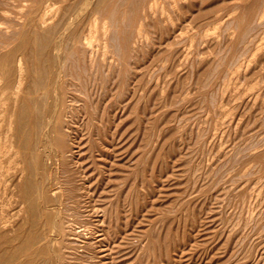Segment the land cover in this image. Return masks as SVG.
I'll return each mask as SVG.
<instances>
[{
  "label": "rangeland",
  "instance_id": "rangeland-1",
  "mask_svg": "<svg viewBox=\"0 0 264 264\" xmlns=\"http://www.w3.org/2000/svg\"><path fill=\"white\" fill-rule=\"evenodd\" d=\"M43 1L19 0V5L27 11V22L15 20L20 21L17 34L5 30L6 25L1 26L0 43L4 49L0 51V73L4 72V76L0 86L7 88L6 93L13 87V63L17 56L25 54L29 64L42 58L35 53L31 32ZM140 1L125 0L122 5L120 0H112L99 14L110 18L116 4L122 6L113 18L114 22L120 20L118 42L115 40L113 44L114 58L103 55L100 45L98 50L93 48L94 55L91 53L95 61L101 60L106 65L111 62L120 70L117 76L115 72L119 71L113 68L112 80L106 76L111 80L109 84L103 70L96 78L90 76L89 82V76L83 73L82 51L68 52L67 71L83 76L91 96L86 112L83 111L76 125L82 142L78 158L83 153L85 174L94 177V203L103 222L99 224L103 230L99 248L84 245L83 251L89 248L91 255L86 251L87 254L81 253L75 256L77 260L71 261L77 264H264V0H171L177 8L170 1L159 0L157 7L162 8L157 12L164 14L157 15L155 8L149 20H140L143 6H139L144 3L150 6V0ZM70 3L74 7L82 5L81 0ZM165 3L166 10L162 6ZM178 3L182 4L181 10ZM172 8L176 14L171 12ZM123 9L130 13L128 17L133 13L130 20L127 15L123 17ZM259 11L261 17L254 22L260 16ZM94 13L89 7L76 21L70 38L90 27L98 17ZM235 14L240 16L239 20L228 27ZM163 16L167 20H162ZM53 19L56 22L57 16ZM143 21L144 34L138 36L136 32ZM170 30L177 32L170 34ZM129 37L134 39L129 41ZM132 45L134 49L140 46L138 54L133 49L135 57ZM118 51L120 59L115 57ZM136 88L140 90L139 98ZM134 97L139 99L138 103ZM3 101H0V141L12 109L19 107L13 101ZM122 102L127 104L123 103L125 109ZM3 103H7L6 108ZM124 112L126 115L122 116ZM61 118V126L70 120ZM90 119H94L92 124ZM63 131H59L54 144H59ZM19 170L4 175V180H10L6 184L11 192L20 190L26 180V172L23 177ZM71 179L76 180L74 185L78 184L77 179ZM15 180L21 181L20 186ZM14 199L10 198V207L14 205L9 210L7 206V212L22 200L21 196ZM56 208L63 211L62 205ZM15 211L18 210L10 214ZM28 219L23 213L19 220H13L28 232L33 229ZM13 229L8 232L14 234L7 232L10 238L18 234L17 228ZM5 247L1 244L0 251ZM59 262L55 260L53 264H62Z\"/></svg>",
  "mask_w": 264,
  "mask_h": 264
},
{
  "label": "bare ground",
  "instance_id": "bare-ground-1",
  "mask_svg": "<svg viewBox=\"0 0 264 264\" xmlns=\"http://www.w3.org/2000/svg\"><path fill=\"white\" fill-rule=\"evenodd\" d=\"M48 1L49 0H46V1L44 0L43 3L41 4V7L39 6L40 10H37V13H38L37 18H36L37 21L34 24H32L33 30L31 32V34L33 33L32 41L35 45V49H34L35 53L36 55L38 53V56L41 55L42 58L39 57L38 60L31 61L29 64L27 61L28 57L26 58L25 54L17 56L13 63L15 79H14L12 90L10 91V93H6L7 88L5 89L3 86H0V101H3V100L13 101V103L16 106L19 105L18 108L15 107L17 108L16 110L12 109V112L10 113V116H9V121L7 123L6 132L3 135L2 140L0 141V194L2 195V197L0 195V198L2 199L0 201L1 203L0 204V242H1L0 247H1V244L2 246H6L4 248L5 251L4 250L0 251V264H53L55 260H57L58 262L59 261L62 262V264H77V263L72 262L71 260H74V259L77 260L76 258L78 257L75 258V256H78L81 253L87 254L88 252L87 250L89 248L84 249L87 251V252L86 251L84 252L83 251L84 245H86V247L89 245L90 247L97 246V249H98L100 246L99 244L102 243L100 237L102 235L101 232H103V230L101 229V226L99 224L103 222L99 216V210L94 203V193L96 190L94 189L96 186L95 187L92 186L94 177H92L91 174L90 176H87L85 174V166L83 165V162H82L83 153L80 159L78 158L80 154V150L78 149H79V146L82 147V142L79 140L77 136L80 133V131L78 130V127L76 125L79 123L78 121L79 118L81 120V116L83 115L82 113L83 111H85V108H87L86 105L88 103V100H90L91 96H89V89L87 88L85 83H83V80H84L83 76L82 75L74 76L71 73L69 74V71H67L66 69L67 68L66 65L68 64V62H70L68 61L69 55H70V53L68 52L70 51L72 54V50L74 51L75 49H80L82 51V55H83L82 57L84 58L83 64L85 63L86 65V66L84 65L85 71H83V73L85 72V76H89L88 81L90 82V76H94L96 78L97 74H99V71L103 70L104 73L106 72L104 74L105 81H107L106 83L109 84V81L112 80L110 76L114 75L113 68L117 69L118 67L117 68L113 67L111 62L108 63V65H106L105 63H101L103 62L101 60H100V63L95 61L94 58L91 56L92 55L91 53H93L94 55L95 52H92L93 48L95 50V47H97V50H98V46L100 45L102 48L101 52H103L102 53L103 55H108V56L110 55L109 57L110 59L114 58V50L116 49V47L113 44L115 43V40H116V35L118 33L117 28L119 27L118 21L120 20L114 22L113 18L116 17V12L121 4L119 6L118 4H116L114 10L112 11L110 18L109 17L103 18L102 16L100 17L99 14L101 11H103V8L106 7V5L110 4L112 0H81L82 5L80 7H77V6L74 7V5L70 3V0H51V3L49 2L50 4L46 5ZM166 1L171 2V0H166ZM176 1L178 0H175V2ZM120 2L123 5L125 0H120ZM141 2H143V0H141L140 3ZM149 2H150V6L148 4L144 5L145 4L144 2H143L144 4L139 6V7L143 6L142 7L143 14L140 20H149L150 14L153 13L152 15H154L153 10H155L156 8V12L158 11L159 6L157 7V4L159 0H150ZM190 2L187 1V3H190ZM179 4L180 3H178V6ZM130 5L129 7H127L128 10H130L129 9ZM164 5H166V3L162 5L163 9L166 10L164 8ZM171 5L173 6V3ZM25 6L27 5L25 4ZM168 6L171 7L170 4ZM176 6L174 4L173 7H176ZM181 6L182 4H180L179 8ZM89 7L92 8L96 12L94 14H98V17H95L93 19L95 21L90 25L88 29L84 28L85 32H82V33L79 32L80 35L70 38L71 34L72 36L74 35V33L72 32L75 27L76 21L79 20L80 17L86 13ZM120 8H122V6H120ZM179 8L178 10H181V8L180 9ZM185 8L187 7L185 6ZM135 9L138 11V6ZM132 10L133 8L129 12H132ZM124 11L125 12L123 13L124 14L123 17H126V15L128 17L130 13L126 11V9ZM171 12L173 14H176L174 9ZM162 13L163 12H159V13L157 12L156 14L157 15L160 14L161 16ZM90 14L91 13H89L88 15L89 17H90ZM131 14L133 15V13ZM55 15L57 16L56 22L53 19L54 17L56 18ZM263 15L264 14H262V16ZM131 16H129L130 18L128 17L129 20L132 18ZM26 17H27V11L24 9V7H21V5H19V0H0V31H2L1 29L3 28V27L1 28V26L4 25V28H5V25H6L7 28H5V30H8V31L10 30L11 33L17 34V29H18V26L20 25L19 24L20 21L16 22L15 20H26L27 22ZM152 17L154 18V16ZM239 17L240 16H236V14L233 15L231 17L232 21L229 22L228 20L229 22L228 27L229 26L232 27L234 21L239 20L238 19ZM260 17H261V13H260V16L258 15V18L257 17L254 18L255 19L254 22L260 19ZM33 18L32 20H34ZM164 18H166V16L165 17L163 16L162 20H165ZM50 20H52L51 23H49ZM157 20H160V19H157ZM143 23L144 21L142 22V24L139 23L141 24V27ZM139 24L138 26H140ZM129 25H130V21H129ZM235 25H237V23ZM253 25H256V24L254 23ZM147 26H149V24ZM123 27L124 25L121 27L122 31H123ZM141 27L136 32L138 33V36L140 34L142 35L144 34L143 33L144 31L142 32L143 27L142 28ZM254 27L255 26H252L253 30L255 29ZM126 28L128 32L129 28L128 27ZM237 28H238V25H237ZM84 29L81 28V30H84ZM127 32L125 33V35L127 34ZM173 32L175 31L173 30ZM173 32L171 33V30H170L169 33L173 34ZM169 33H166V34H169ZM132 37L133 35H131V38ZM125 38L127 39L126 36ZM133 39L130 40V37H129V41H132ZM117 40L116 42H118ZM161 43L163 44V42ZM7 44L10 45V43H7ZM3 45L4 44L0 43V51L1 49L2 50L4 49ZM137 48H140V46L135 47V49L133 48V45L131 47V49L136 50L138 54L139 52ZM119 52L120 51L115 53L116 59H120L119 57L120 55L117 57V54ZM134 53L136 52L135 51L133 52V57H135ZM143 53L146 54V52H143ZM138 56L140 57V55ZM123 57H124V54H123ZM96 58L97 57H95V59ZM122 61H119V63L120 62L122 63ZM236 61L238 60L236 59ZM127 68L128 66L126 67V69ZM78 70H74V72L75 71L81 72ZM128 70H131V69L128 68ZM118 71L119 72H115L117 73L115 74L117 76L120 73V70ZM171 72H174V71H171ZM3 73L4 72L0 73V81L1 79H3V76H4ZM10 74L11 72H7V75H10ZM126 75L128 76V78L130 77L128 74ZM101 76H100V79H101ZM106 76L107 78H110L111 80L110 79L107 80ZM159 77L161 78V76ZM91 78L92 80H94L93 77ZM134 79L135 78H133V80ZM129 81L132 84L131 82L132 80H129ZM1 82H3V80ZM148 82L150 83V81ZM93 83L95 86L96 84L95 81ZM101 83H104V81ZM130 83H127L128 84L127 86H129ZM108 84L106 87H108ZM102 87L104 90L105 86L102 85ZM96 89L97 87L95 88V91ZM133 90L134 89H132V91ZM166 90H165V93H166ZM105 91L107 92V90ZM137 91L138 90L136 88V96L138 95V92L140 90L138 92ZM122 92L123 94L125 93L124 90ZM129 92L131 93V90ZM91 93H92V90L90 92V95ZM132 96H135V94L133 95V92H132ZM93 97L94 96H92L91 101L93 100ZM129 97L130 96L126 98L127 99L131 98L130 101H132L133 98L132 97L129 98ZM136 98H135V101H137L138 103L139 99L137 98L136 100ZM94 100L96 101L95 98ZM124 100H125V97H124ZM91 103L89 105L90 108H91ZM123 103L124 102H122L121 107L124 106ZM126 105L124 106V109ZM1 106L2 104L0 105V108ZM6 106H7V103L5 105V108ZM92 106L94 107V104ZM131 107H132V104H131ZM2 109L4 110V108ZM116 109L119 110V108H116ZM95 110L96 112L98 111L97 109ZM113 112L115 113V111ZM121 114L122 116L126 115L125 112ZM63 116L65 118L70 119L66 122L65 126H61V119H62L61 117ZM3 117L5 118V115H3ZM83 117H85V115ZM87 117L88 116H86V118ZM0 119L2 120V117ZM92 120L94 119H90V123ZM85 122L86 120L84 121V123ZM2 123H4V121ZM2 126L3 125H1V127ZM88 126L89 124L87 125V127ZM60 130L61 131L64 130L63 136L61 137L59 144L56 145L54 144V140H56V136L58 135ZM89 131L90 130H88V132ZM5 156L8 157L7 161H4ZM69 166L72 167L70 170H69ZM64 167H67V168H64ZM13 170L14 172L15 170L16 172H18L19 170L20 173H22L21 175L23 177H25L24 174L26 172V180L23 184V187H21L20 190L15 189L21 195L16 194L17 192L15 193V191L11 192L13 190L9 188V185L6 184V182L7 181L9 182L10 180L5 179L6 180L5 181L3 179L5 173L7 174V172H10ZM72 170H73V175L71 177L70 172ZM52 174L54 175L53 178H52ZM64 174H66V176H64ZM22 176H20V179L22 178ZM10 178L12 181L11 176ZM17 178L19 179V175ZM71 178L77 179L78 184L74 185L73 183L74 179L72 180ZM16 181L17 180H15L14 182L16 183ZM19 182L17 185H19ZM16 187L17 186H15V188ZM93 189H94V192H92ZM16 196H18L19 198L21 196L22 200L21 202H19V204L16 201V204L18 205L14 209H12L13 211L14 210H18V211H15L13 214H10L12 210L10 212H7L5 208H7L8 206V210H9L10 203H11L10 198L17 199L18 197ZM14 200H12V204L14 203ZM58 205H62L63 207L62 212L57 211L56 207ZM12 206L10 208H13ZM23 213H26L28 215L29 217L28 222L33 228L28 232H25L26 230L23 229L24 226L21 225L22 223L20 224L21 226H17L18 223L16 224V222L13 220L14 218L15 220L17 219L19 220L20 216ZM24 218H22L21 221L24 220ZM14 222L17 227L14 226ZM13 228H17L16 230L18 234L14 238H10L8 236L12 233L14 234V232L12 231V233L10 232L9 234L8 231L14 230ZM7 232L9 235H7ZM92 250H95V249H92ZM53 251H55V254H54L55 257L53 256Z\"/></svg>",
  "mask_w": 264,
  "mask_h": 264
}]
</instances>
